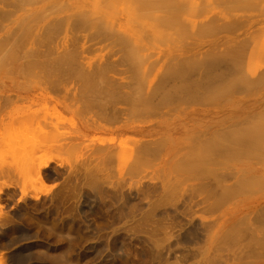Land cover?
<instances>
[{
    "label": "rangeland",
    "instance_id": "obj_1",
    "mask_svg": "<svg viewBox=\"0 0 264 264\" xmlns=\"http://www.w3.org/2000/svg\"><path fill=\"white\" fill-rule=\"evenodd\" d=\"M169 1L108 0L89 12L67 0H0V264H264V53L253 52L264 49V0ZM132 2H149L142 13L152 17L121 16ZM55 53L74 64L50 70L43 61ZM194 58L219 61L230 79L197 89L204 104L192 89V102H142L163 73L166 86L199 83L207 66L185 62ZM180 64L200 68L187 78ZM252 132L254 146L236 148Z\"/></svg>",
    "mask_w": 264,
    "mask_h": 264
},
{
    "label": "bare ground",
    "instance_id": "obj_2",
    "mask_svg": "<svg viewBox=\"0 0 264 264\" xmlns=\"http://www.w3.org/2000/svg\"><path fill=\"white\" fill-rule=\"evenodd\" d=\"M17 1H18V0H17ZM20 1H22V0H20ZM67 1H71V3H73V4H76V3L79 4V5L81 4V6H82L83 4H84V5L87 4L88 7L86 8V10H88L89 12H91V11H95V10H94L95 6L100 5V4H102V3H105V2H107L108 0H67ZM72 1H73V2H72ZM142 1H143V0H142ZM183 1H184V0H183ZM187 1H188V0H187ZM189 1L195 2V1H197V0H189ZM221 1L224 2V0H221ZM225 1L227 2L226 5H230V4L234 3V1H236V0H225ZM254 1H255V0H254ZM62 2H63V1H62ZM197 2H199V1H197ZM5 3H6V2H5ZM8 3H9V2H8ZM147 3H148V4H145L144 6H142V5L139 4V3H138L139 5H138V4H134V3L132 2V5L128 6V8H126L125 6H123V5H124V4H123L122 7L120 8V13H119V14H120L121 16L124 15L125 17L130 18L129 20L141 19L143 16H144L145 18L148 17V16L152 17V15H149L148 13H146L147 15H144V14L142 13V10H143V9H146V8L148 7V5H149V2H147ZM165 3H166V2H165ZM236 3H237V2H236ZM19 4H21V3H19ZM157 4H158V6L161 5V4H163L162 0H157ZM169 4H174V1L170 0V1L168 2L167 5H169ZM137 5H138V6H137ZM4 6H5V4H4ZM18 6H19V5H18ZM58 6H59V5H58ZM91 6H92V7H91ZM141 6H142L143 8H141ZM46 8H47V7H46ZM90 8H91V10H90ZM92 8H93V9H92ZM149 8H150V7H148V9H149ZM53 9H54V8H53ZM55 9H56V8H55ZM95 12H96V11H95ZM98 13H99V12H98ZM9 14H10V13H9ZM100 14L103 15V16L106 15V14H102V13H100ZM45 15H46V14H45ZM74 16H75V15H74ZM158 16H161V15H156V17H158ZM144 17H143V18H144ZM108 18H109V17H108ZM78 21H79V20H78ZM82 21H83V20H82ZM82 21H81V22H82ZM86 21H87V20H86ZM141 21H142V20H141ZM75 22H76V21H75ZM106 22L109 24V26H110L111 28H115V26H118V27L120 28V26H119L117 23H116V25H114V24L112 23V22H114V21H113L111 18H109V20H107ZM71 24H72V22H71ZM79 24H80V23H79ZM79 24H78V26H79ZM82 24H83V22H82ZM82 24H81V26H82ZM95 24H96L95 26L98 27V26H97L98 24H97V23H95ZM105 24H106V23H105ZM71 26H72V25H71ZM73 26H74V24H73ZM75 26H76V24H75ZM96 27H95V28H96ZM62 28H63V27H62ZM72 28H73V27H72ZM74 28H75V27H74ZM78 28H79V27H78ZM81 28H82V27H81ZM84 29H86L85 26H84ZM87 29H88V27H87ZM97 29H98V28H97ZM75 31H77V30H75ZM259 31H260V30H259ZM259 31H258V32H259ZM261 31H262V30H261ZM263 31H264V30H263ZM54 32H55V31H54ZM80 32H81V31H80ZM22 33H23V32H22ZM259 33H260V32H259ZM95 34H96V33H95ZM50 35H51V34H50ZM50 35H49V36H50ZM263 35H264V33H263ZM98 36H100V35L98 34ZM101 36H103V33H102ZM257 36H258V35H257ZM257 36H256V37H257ZM260 36H261V35H260ZM260 36H258V37H260ZM12 37H13V36H12ZM50 37H51V36H50ZM108 37H109V36H107L106 39H107ZM261 37H263V36H261ZM99 38H100V37H99ZM109 38H111V37H109ZM112 38H113V37H112ZM115 38H116V37L114 36V39H113L114 41H115ZM117 38H118V37H117ZM117 38H116V39H117ZM244 38L246 39V37H244ZM248 38H250V40H251V38H254V37H251V36L248 37V36H247V40H245V42L247 41L246 43L249 42ZM121 39L123 40V38H121ZM121 39H120V40H121ZM124 39H126V38H124ZM2 40H5V39H2ZM7 40H8V39H7ZM15 40H16V39H15ZM18 40H19V39H18ZM243 40H244V39H243ZM243 40H242V41H243ZM254 40H255V42H257V44H260V42H262V41H259V40H261V39L258 40L259 43H258V41H256L257 39H254ZM117 41H119V40H117ZM242 41H241V42H242ZM2 42H3V41H0V43H2ZM16 42H17V41H16ZM117 43H118V42H117ZM243 43H244V42H243ZM243 43H241V45L239 44V46H244V45H242ZM249 43H250V46H251V42H249ZM249 43H248V44H249ZM11 44H12V43H11ZM22 44H23V43H22ZM74 44H75V43H74ZM8 45H9V44H8ZM17 45H18V44H17ZM117 45H118V44H117ZM119 45H121V44L119 43ZM252 45H254V46H251L252 48L256 47V45H255L253 42H252ZM1 46H2V45H1ZM41 46H42V44H41ZM245 46H246V45H245ZM257 46L259 47V45H257ZM13 47H14V46H13ZM35 47H36V46H35ZM35 47H34V48H35ZM46 47H47V46H46ZM121 47H122V45H121ZM121 47H120V48H121ZM236 47H237V46H236ZM236 47H235V48H236ZM258 47H256V48H258ZM2 48H3V47H2ZM74 48H75V46H74ZM233 48H234V47L232 46L231 49H233ZM237 48L239 49V47H237ZM243 48H244V47H243ZM256 48H255V49H256ZM263 48H264V47H263ZM3 49H4V48H3ZM3 49H2V50H3ZM37 49H38V48H37ZM231 49H230V51H229L228 49H226L225 52H228V51L231 52V51H232ZM238 49L235 50V53H236V51H242V50H238ZM240 49H241V48H240ZM248 49H249V48H247V51H248ZM33 50H34V49H33ZM33 50H32V53H33ZM75 50H76V48H75ZM227 50H228V51H227ZM245 50H246V48H245ZM251 50H252V49H251ZM258 50H259L260 52H258ZM258 50L256 49V50H254L253 52H254L255 54H257V55H258L259 53H264V52H263L264 49H263V51H262V50H260V48H258ZM16 51H17V50H16ZM34 51H35V50H34ZM41 51H42V50H41ZM46 51H47V50H46ZM55 51H56V50H55ZM60 51H61V50H60ZM77 51H78V50H77ZM221 51H222V50H221ZM233 51H234V50H233ZM261 51H262V52H261ZM0 52H1V51H0ZM28 52H29V51H28ZM39 52H40V51H39ZM44 52H45V51H44ZM52 52H53V51H52ZM75 52H76V51H75ZM1 53H4V52H1ZM29 53H30V52H29ZM32 53H31V54H32ZM50 53H51V52H50ZM56 53L59 54L58 52H56ZM56 53H55V56L52 55V56H54L53 58L51 57V59H47V60H46V58H47V57H46V58H45V61H43V63L45 62L46 65L48 64L49 66H51V67H50V70H51V68H54V69H55V72H57L56 70H59V68H61L63 65L66 64V66H67V63L70 62V61H68V62L66 63V61H65V64H63L62 60L65 59V57L63 58V57H61L62 55H61V56L56 55ZM77 53H78V52H77ZM79 53H80V52H79ZM79 53H78V54H79ZM127 53H128V52H127ZM235 53H234V54H235ZM251 53H252V52H251ZM251 53L248 52L247 54L249 55V54H251ZM20 54H21V53H20ZM31 54H30V55H31ZM34 54H37V52L34 53ZM38 54H39V53H38ZM44 54H45V53H44ZM63 54H64V53H63ZM68 54H69V53H68ZM72 54H73V51H72ZM22 55H23V54H22ZM22 55H21V56H22ZM27 55H28V54H27ZM39 55H40V54H39ZM73 55H74V54H73ZM124 55H127V54L124 53ZM209 55H210V54H209ZM253 55H254V54H253ZM253 55H252V56H253ZM257 55L254 56V57L257 58V59H259L260 56H259V58H258ZM260 55H261V54H260ZM13 56H14V55H13ZM18 56H19V55H18ZM32 56H33V54L31 55V57H32ZM45 56H47V55H44V57H45ZM65 56H66V55H65ZM250 56H251V55H250ZM263 56H264V54H263ZM22 57H24V56H22ZM29 57H30V56H29ZM67 57H68V56H67ZM220 57H221V56H219V58H218V57L216 56L215 58L219 60V59H221ZM245 57H247V56L245 55ZM245 57H244V58H245ZM248 57H249V56H248ZM35 58H36V57H35ZM48 58H49V57H48ZM70 58H71V56H70ZM70 58H68V59L70 60ZM78 58H79V57H78ZM80 58H81V55H80ZM126 58H127V56H126ZM126 58L124 57L123 60H127V61H128L129 59H131V57L128 58V59H126ZM199 58H200V57H199ZM202 58H203V57H202ZM202 58H201V61H196L197 58H194V59L187 60V61H185V62L188 63V64H189V63H192V64L200 63V64H201L202 61L204 62V59L202 60ZM209 58H210V57H209ZM211 58H212V57H211ZM213 58H214V57H213ZM223 58H224V57L222 56V59H223ZM231 58H235V57H231ZM236 58H237V57H236ZM8 59H9V58H8ZM11 59H12V58H11ZM15 59L17 60L18 57H16V58L14 57V60H15ZM33 59H34V58H33ZM38 59H39V57L36 59V61H37ZM42 59H43V58H42ZM72 59H73V58H72ZM72 59H71V60H72ZM132 59L134 60L133 57H132ZM246 59H248V58H246ZM250 59H251V58H250ZM16 60H15V61H16ZM75 60H76V59H74V62H75ZM193 60H194V61H193ZM226 60H227V59H226ZM253 60H254V59H253ZM262 60H263L262 62L264 63V59H262ZM26 61H27V60H26ZM31 61H34V60H31ZM36 61H35V62H36ZM39 61H40V60H39ZM72 61H73V60H72ZM131 61H132V60H131ZM188 61H189V62H188ZM191 61H192V62H191ZM209 61H210V60H208V63H206L207 60L205 59V62L202 64V65L205 64L204 66H207V68L204 67V69H203V70L206 71V72L203 73V75H202L201 73H199V74L202 75V76H204V75L206 74L205 76H207L208 79H207L206 77L202 78V76H200L201 79L199 80V78H198L197 80L200 81L199 83H201V84H199V83L196 81V78H194V76H193V78L195 79V82H197V83H195V82L193 81V83H195V86H194L193 84H191V83H192L191 81H190L191 83L188 82V81H189L188 79H186L187 82H184V80H183L185 77H187V78L189 77V76H186L184 73H186L187 75H190V77H191V73L194 72V69H196V72H197V69L200 68V66L198 67V64H197L196 67H194V68L192 67L193 69L190 68V69H191V70L189 69L190 71L187 70V69L190 67V65L188 66L187 69H185L184 66H182L183 64H182V65L180 64V65L184 68V70H185V71L183 70V74L185 75V77H182V78H183L182 80H183V82H184L185 84L187 83V86H185V85L183 86V85H182V86H179V87H178L177 85H180L181 83H180V84L178 83V84L174 85V84H172V83H174V82L171 83L172 85H170V84L168 83L170 86H166V84H163V82H162V80H164V75H166V74L163 73L162 75H160L161 78L158 77V75H157V78H160L159 80L156 78V79L158 80V82L160 81L159 84L162 83L163 86L165 85L164 90L167 89L166 91H167L168 93L165 92V91H164V92H161V90L158 89V88H159V87H158L159 84L156 85V86L154 85V83L157 84L158 82H156V80H155V82L152 80V82H149L148 86H146V87H147V90H148L149 92L146 94V97H145V98H142V99H141L142 102H144L145 104H148V103L153 102V101H155V100H157V99H158V100H161V101H164V100H167V99H173L174 97L180 96L179 94H181V98H182V99H183V98L185 99L186 96L189 95V93H190L189 91L192 89V90H191V91H192L191 93L193 94V91H194L195 93H194V95H192V96H191V93H190L189 96H190V97H193V96H194L195 99H197V103H198V104H199V102H200V104H201V103L204 104V102H202V101H198V100H201V98H199V97H201L200 94H201L202 92H204V94L206 95V91H207V92H210V93L216 91L217 87H219V85L217 84V82H219V81H221V79L225 78L223 75H225L226 78L230 76V75L227 76V73H228V72L225 73V70H223L224 68L221 69L220 67H219L218 69H221V72L218 70L219 74H217L218 72H216V71H217V66H216V65L218 64V62H219L220 60H219V61H216V60L214 61V60H212V61H210V62H209ZM224 61H225V58H224ZM229 61H230V60H229ZM243 61H244V59L242 60L241 58H237L236 61H235V65H237L238 68H239V67H240V68H243V67H242V64H243V65L246 64V62H243ZM247 61H248V60H247ZM12 62H13V61H12ZM40 62H41V61H40ZM129 62H130V61H128L127 63H129ZM194 62H195V63H194ZM22 63H24V62H21L20 64L22 65ZM29 63H31V64L33 63V64H34V62H29ZM37 63H38V62H37ZM41 63H42V62H41ZM71 63H73V62H70V64H71ZM125 63H126V62H125ZM219 63H220V62H219ZM221 63H222V61H221ZM10 64H11V63H10ZM73 64H74V63H73ZM77 64H79V63H77ZM91 64H94V63H91ZM112 64H113V63H112ZM226 64H227V63H226ZM229 64H230V63H229ZM232 64H233V63H232ZM28 65H29V64H28ZM38 65H39V63H38ZM40 65H41V64H40ZM40 65H39V66H40ZM44 65H45V64H44ZM46 65H45V66H46ZM82 65H83V63H82ZM95 65H96V64H95ZM101 65H102V63H101ZM104 65H105V63H104ZM104 65L102 66L101 69L98 68V69H99V72H100L101 74H103V70L105 69V68H104ZM195 65H196V64H195ZM218 65H219V64H218ZM220 65H221V64H220ZM222 65H223V64H222ZM17 66H18V65H17ZM23 66H25V65H23ZM31 66H32V65H31ZM33 66H34V65H33ZM36 66H37V65H36ZM84 66H85V65H84ZM114 66H115V65H114ZM114 66H113V67H114ZM129 66H130V65L128 64V67H129ZM131 66H133V65H131ZM131 66H130V67H131ZM215 66H216V67H215ZM231 66H232V65H231ZM237 66H236V67H237ZM8 67H9V66H8ZM10 67H11V66H10ZM26 67L29 68L30 66H26ZM74 67H75V66H74ZM85 67H86V66H85ZM92 67H93V65H92ZM98 67H99V65H98ZM106 67H107V64H106ZM111 67H112V66H111ZM137 67H139V65H136V68H137ZM201 67H203V66H201ZM236 67L234 66V68H236ZM5 68H6V67H5ZM21 68H22V66H21ZM33 68H34V67H33ZM38 68H39V67H38ZM66 68H67V67H66ZM68 68H69V64H68ZM76 68H79V67H76ZM103 68H104V69H103ZM107 68H109V67H107ZM165 68H166V69H165ZM165 68L163 67V70H164V69L167 70V69H169L170 67H169V68L165 67ZM229 68H230V67H229ZM231 68H232V67H231ZM18 69H19V72H20V71H23V68H22V70H20V68H18ZM24 69H25V68H24ZM48 69H49V68H48ZM61 69H62V68H61ZM70 69H71V68H70ZM80 69H81V72H80ZM80 69L78 70V71H79L78 73H81V74L85 73V72L82 70V68H80ZM83 69H84V68H83ZM92 69H93V68H92ZM98 69H97V70H98ZM205 69H206V70H205ZM207 69H208V71H207ZM214 69H216V70L214 71ZM25 70H26V69H25ZM30 70H31V69H30ZM34 70H35V69H34ZM75 70H77V69H75ZM90 70H91V69H90ZM93 70H94V69H93ZM93 70H92V72H90V73L87 72L89 75H91V73H92V75H91L92 77L94 76V73H98L97 71L94 72ZM108 70H110V69H108ZM129 70H132V68L129 69ZM180 70H181V68H180ZM186 70H187V72H186ZM203 70H202V71H203ZM222 70H223V72H222ZM226 70L228 71V70H230V69L227 68ZM236 70H237V68H236ZM238 70H239V69H238ZM17 71H18V70H17ZM32 71H33V70H32ZM63 71H64V69H63ZM82 71H83V72H82ZM111 71H112V70H111ZM167 71H169V70H167ZM167 71H165V72H167ZM191 71H192V72H191ZM202 71H201V72H202ZM211 71H212V72H211ZM243 71H244V70H243ZM30 72H31V71H30ZM50 72H51V71H50ZM53 72H54V71H53ZM69 72H70V71H69ZM69 72H68V73H69ZM76 72H77V71H76ZM93 72H94V73H93ZM107 72H108V71H107ZM145 72H146V71H145ZM190 72H191V73H190ZM198 72H199V71H198ZM209 72H210V73H209ZM213 72H214V74H217V76L213 75ZM215 72H216V73H215ZM239 72H240V70H239ZM241 72H242V70H241ZM241 72H240V73H241ZM16 73H17V72H16ZM23 73H24V72H23ZM46 73H47V72H46ZM57 73H59V72H57ZM87 73H85V76H84V77H88V76H86ZM105 73H106V72H105ZM105 73H104V75H106ZM194 73H195V72H194ZM207 73H208V75L210 74V76H212L213 78L209 80V78H211V77L208 76ZM229 73H230V72H229ZM229 73H228V74H229ZM233 73H234V72H233ZM21 74H22V73H21ZM26 74H27V73H26ZM28 74H30V73H28ZM51 74H52V73H51ZM81 74H80V76H81ZM177 74H178V73H177ZM181 74H182V73L178 74L179 77H180ZM192 74H193V73H192ZM231 74H232V72H231ZM22 75H23V74H22ZM24 75H25V73H24ZM24 75H23V76H24ZM77 75H78V74H77ZM83 75H84V74H83ZM83 75H82V76H83ZM98 75H100V74L98 73ZM134 75H135V74H133V76H134ZM138 75H139V74H138ZM144 75H146V74L144 73ZM169 75H170V74H169ZM169 75H168V76H169ZM193 75H195V74H193ZM234 75H235V74H234ZM66 76H67V75H66ZM82 76H81V77H82ZM95 76H97V75L95 74ZM106 76H107V78H108V75H106ZM135 76H136V75H135ZM181 76H182V75H181ZM214 76H215V78H214ZM221 76H222V78H221ZM51 77H52V76H51ZM53 77H54V76H53ZM76 77H77V76H76ZM98 77H99V76H98ZM166 77H167V76H166ZM166 77H165V78H166ZM170 77H171V79H173V77H175V76H171V75H170L169 78H170ZM196 77H197V75H196ZM216 77H217V79H216ZM235 77H236V76H235ZM235 77L232 78V79L234 80ZM95 78H96V77H95ZM95 78H94L93 80H95ZM129 78H130V77H129ZM191 78H192V77H191ZM59 79H60V78H59ZM65 79H66V78H65ZM79 79L81 80V78H79ZM88 79H89V77H88ZM130 79H131V78H130ZM161 79H162V80H161ZM166 79H167V78H166ZM174 79H175V78H174ZM174 79H173V81H174ZM189 79H190V78H189ZM202 79H203V80H202ZM206 79H207V80H206ZM215 79H216V80H215ZM229 79H230V78H229ZM229 79L227 78V80H229ZM61 80H62V79H61ZM82 80H83V79H82ZM82 80H81V81H82ZM84 80L87 81L86 78H85ZM96 80H97V79H96ZM132 80H133V79H132ZM134 80H137V78H135ZM134 80H133V81H134ZM179 80H181V79H179ZM179 80H178V81H179ZM190 80H191V79H190ZM201 80H202V81H201ZM213 80H215V81H213ZM223 80H225V79H223ZM223 80H222V82H223ZM227 80H226V82H228ZM66 81H67V80H66ZM66 81H65V82H66ZM88 81H89V80H88ZM91 81H92V80H91ZM106 81H107V80H106ZM109 81H110V80H109ZM129 81H130V80H129ZM129 81H128V82H129ZM141 81H142V80H141ZM165 81H166V80H165ZM169 81H170V80L166 81V83L169 82ZM175 81H176V79H175ZM203 81H204V82L206 81V82L202 84ZM231 81H232V80H231ZM60 82H64V81H60ZM93 82H94V81H93ZM93 82H92V83H93ZM181 82H182V81H181ZM183 82H182V84H184ZM82 83H83V82H82ZM104 83H105V81H104ZM104 83H103V84H104ZM108 83H109V82H108ZM123 83H124V82H123ZM134 83H135V82H134ZM176 83H177V82H176ZM188 83H190V84H188ZM219 83H221V82H219ZM223 83L225 84V81H224ZM228 83H229V82H228ZM56 84H57V83H56ZM86 84H87V83H86ZM95 84H96V83H95ZM99 84H100V83H99ZM99 84H98V85H99ZM103 84H100V86L103 85ZM110 84H112L111 81H110ZM124 84H128V83H124ZM131 84H132V83H131ZM131 84H130V86H131ZM168 84H167V85H168ZM197 84H199V85L197 86ZM75 85H76V81H75ZM88 85H89V84H88ZM107 85H109V84H107ZM119 85H120V84H118V87H117L118 90H119ZM132 85H133V84H132ZM134 85H135V84H134ZM153 85H154V86H153ZM191 85H192V86H191ZM217 85H218V86H217ZM220 85H221V84H220ZM94 86H95V85H94ZM94 86H93V87H94ZM120 86H121V85H120ZM127 86H128V85H127ZM152 86H153V88H152ZM171 86H173V87H171ZM237 86H238V85H237ZM101 87H102V86H101ZM104 87H107V86H104ZM104 87H103V88H104ZM121 87H122V86H121ZM125 87H126V86H125ZM160 87H161V86H160ZM166 87H167V88H166ZM168 87H169V88H168ZM246 87H247V86H246ZM84 88H85V87H84ZM84 88H83V89H84ZM131 88H132V86H131ZM151 88H152V89H151ZM165 88H166V89H165ZM201 88H202V89H201ZM235 88H236V86H235ZM100 89H101V88H99V91H100ZM106 89H108V88H106ZM106 89H104V90H106ZM111 89H112V88H111ZM122 89H123V88H122ZM150 89H151V90H150ZM154 89H155V90H154ZM157 89H158L159 93H163V94H162V95L160 94V96H155V95L158 93ZM189 89H190V90H189ZM197 89H198L199 91L201 90V91H200V92H201L200 94L198 93L199 91H198ZM228 89H229V88H228ZM241 89H242V88H241ZM93 90H94V89H93ZM113 90H116V88H113ZM135 90H136V89H135ZM170 90H171V91H170ZM177 90H179V91H177ZM186 90H187V91H186ZM236 90H237V88H236ZM239 90H240V89H239ZM94 91H95V90H94ZM101 91H103V90H101ZM101 91H100V92H101ZM173 91H174L175 93H171V92H173ZM184 91H185V92H184ZM234 91H235V90H234ZM248 91H249V89H248ZM83 92H84V91H83ZM86 92H87V91H86ZM100 92H99V93H100ZM107 92H108V91H107ZM110 92H111V90H110ZM183 92L186 93L187 95L184 94ZM240 92H241V91H239V93H240ZM243 92H244V91H243ZM89 93H92V92H89ZM89 93H88V94H89ZM103 93H105V92H103ZM115 93H116V91H115ZM115 93H114V94H115ZM118 93H119V92H118ZM126 93H127V91H126ZM94 94H95V93H94ZM96 94H97V93H96ZM100 94H102V93H100ZM105 94H106V93H105ZM119 94H120V93H119ZM122 94H123V93H122ZM130 94H131V93H130ZM173 94H174V95H173ZM215 94H216V93H215ZM241 94H242V93H241ZM107 95H108V94H107ZM115 95H116V94H115ZM120 95H121V94H120ZM123 95H124V94H123ZM126 95H127V94H126ZM126 95H124V97H125ZM158 95H159V94H158ZM195 95H196V96H195ZM197 95H198L199 97H198ZM202 95H203V94H202ZM93 96H94V95H93ZM109 96H110V94H109ZM161 96H162V97H161ZM189 96H188L189 100L186 98V99H187L186 102H188V101L192 102V101L194 100V99H193L194 97H193V98H190ZM7 97H8V96H7ZM11 97L14 98L13 95H12ZM11 97H10V101L12 100ZM96 97H97V96H96ZM103 97H105V95H104ZM103 97H102V98H103ZM107 97H108V96H107ZM115 97H118V96H114V98H115ZM130 97H131V96H130ZM158 97H159V98H158ZM197 97H198L199 99H198ZM8 98H9V97H8ZM89 98H92V97L89 96ZM89 98H88V99H89ZM94 98H95V97H94ZM98 98H99V97H98ZM100 98H101V96H100ZM118 98H119V97H118ZM132 98H133V97H132ZM202 98H203V96H202ZM116 99H117V98H115V100H116ZM126 99H127V98H126ZM130 99H131V98H130ZM130 99H129V101H130ZM133 99H135V98H133ZM133 99H132V100H133ZM190 99H191V100H190ZM96 100H97V99H96ZM118 100H119V99H118ZM202 100H203V99H202ZM86 101H87V100H86ZM105 101H106V100H105ZM112 101H113V100H112ZM119 101H120V100H119ZM126 101H127V100H126ZM183 101H184V100H182V102H183ZM203 101H205V100H203ZM11 102H12V101H11ZM109 102H110V101H109ZM117 102H118V101H117ZM133 102H134V101H133ZM133 102H131V103H133ZM94 103H95V102H94ZM111 103H112V102H111ZM115 103H116V102H115ZM123 103H124V102H123ZM135 103H136V102H135ZM155 103H157V102H155ZM88 104H89V103H88ZM88 104H87V105H88ZM90 104H91V103H90ZM113 104H114V103H113ZM117 104H118V103H117ZM203 104H202V105H203ZM263 104H264V103H263ZM101 105H103V104H101ZM106 105H107V104H106ZM109 105H110V104H109ZM114 105H115V104H114ZM114 105H113V106H114ZM126 105H127V104H126ZM151 105H152V104H151ZM256 105H257V106H261V103H258V104L254 103V104H252V105H250V106L253 107V108H255ZM88 106L91 107L90 105H88ZM110 106H111V105H110ZM110 106H109V107H110ZM132 106H133V104H132ZM153 106H155V105H153ZM93 107H94V106H93ZM129 107H130V106H129ZM261 107H263V106H261ZM86 108H87V107H86ZM104 108H105V107H104ZM111 108H112V107H111ZM144 108H146V107H144ZM257 108H258V107H257ZM87 110H88V109H87ZM87 110H86V111H87ZM89 110H90V109H89ZM97 110H98V108H97ZM102 110H103V109H102ZM119 110H120V109H119ZM123 110H124V108H123ZM129 110H130V109H129ZM142 110H143V108H142ZM255 110H256V108H255ZM257 110H258V109H257ZM86 111H85V112H86ZM90 111H91V110H90ZM126 111H127V110H126ZM137 111H138V110L133 111V112H131V113H134V112L136 113ZM252 111H253V110H252ZM118 112H119V111H118ZM118 112H117V113H118ZM122 112H123V111H122V109H121V113H122ZM263 112H264V111H263ZM86 113H89V112H86ZM115 113H116V112H115ZM124 113H125V112H124ZM127 113H130V112L128 111ZM248 113H249V112H248ZM255 133H256V132H252V134L250 133L249 136H248V134H247V135H246L247 137L245 136L246 139L238 137L239 139L236 140V141H234L233 144L236 146V148L248 149V148L252 147V145L254 146V144H255L256 141H257L256 139H259L258 136L261 134V133H258V132H257V134H255ZM257 135H258V136H257ZM262 135H263V134H262ZM42 136H43V135H42ZM45 136H46V134H45ZM40 137H41V136H40ZM243 137H244V136H243ZM256 137H257V138H256ZM44 138H45V137H44ZM43 140H44V139H43ZM55 140H56V139H55ZM262 140H263V141H262ZM262 140H261V142L264 143V138H263V137H262ZM45 141H46V140H45ZM45 143H46V142H45ZM149 143H151V141H150ZM249 146H250V147H249ZM40 147H41V146H40ZM47 147H48V146H47ZM49 147H50V146H49ZM29 154H30V153H29ZM33 158H35V157H33ZM35 161H36V158H35ZM46 167H48V163H45V164L40 168V170H39V176H40L41 178L43 177L42 174H41V173H42L41 170H42L43 168H46ZM243 172H244V171H243ZM247 173H248V172H247ZM250 173L255 174V172L253 173V171H251ZM240 175H241V174H240ZM243 176H244V174H243ZM249 176L252 177V175H249ZM249 176H247V178H248ZM255 176H256V175H255ZM239 178H240L241 180L244 179V178L242 179V177H239ZM249 179H250V177H249ZM252 179H255V178L252 177ZM257 179H259V177H257ZM245 180H247L246 177H245L244 181H245ZM237 181H238V180H237ZM221 182H222V181H221ZM245 183H246V181H245ZM223 184H224V183H223ZM225 187H226V186H225ZM225 190H226V189H225ZM230 193H231V192H230ZM227 196H228V195H227ZM206 204H207V203H206ZM241 208H242V207H241ZM243 215H244V214H243ZM244 222H245V221H244ZM249 223H250V222H249ZM240 224H241V223H240ZM245 226H246V225H245ZM234 227H235V226H234ZM240 228H241V227H240ZM233 230H234V229H233ZM243 232H245V231H243ZM233 233H234V232H233ZM237 233H238V231H237ZM231 235H232V234H231ZM237 235H238V234H237ZM232 236H233V235H232ZM239 236H240V235H239ZM237 237H238V236H237ZM249 246H250V245H249ZM158 248H159V247H158ZM246 249H247V248H246Z\"/></svg>",
    "mask_w": 264,
    "mask_h": 264
}]
</instances>
